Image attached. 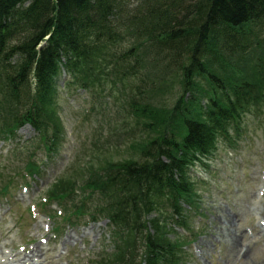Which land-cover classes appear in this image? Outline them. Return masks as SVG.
Masks as SVG:
<instances>
[{
	"label": "trees",
	"instance_id": "16d2710c",
	"mask_svg": "<svg viewBox=\"0 0 264 264\" xmlns=\"http://www.w3.org/2000/svg\"><path fill=\"white\" fill-rule=\"evenodd\" d=\"M102 64L110 80L132 85L144 141L80 186L57 180L45 200L68 218L83 208L107 221L99 264H181L184 245L169 236L185 226L183 203L193 206L190 169L206 166L264 91V0H0V138L28 124L31 148L54 150L59 77L87 87ZM151 72L177 78L171 106L153 102L162 83Z\"/></svg>",
	"mask_w": 264,
	"mask_h": 264
},
{
	"label": "rangeland",
	"instance_id": "374dc122",
	"mask_svg": "<svg viewBox=\"0 0 264 264\" xmlns=\"http://www.w3.org/2000/svg\"><path fill=\"white\" fill-rule=\"evenodd\" d=\"M102 66L87 87L72 83L65 73L59 77L53 116L60 133L54 150L32 149L35 132L28 124L10 138H0V264H16L12 254L36 241L48 257L37 261L43 264H99L108 251L105 220L83 208H75L68 218L59 203L45 200L57 180L77 178L80 186L90 169L135 157L144 141L146 132L130 104L132 85L116 84L106 75L109 68ZM148 77L154 86L162 83L153 102L171 106L178 96L177 78L168 73L158 78V72ZM262 93L259 104L248 107L230 128V140L217 142L206 166L190 169L193 206L183 203L185 226L175 227L169 236L184 245L181 264H264ZM28 162L39 173L29 174ZM4 184L7 188L1 190ZM166 214L162 209L160 215Z\"/></svg>",
	"mask_w": 264,
	"mask_h": 264
},
{
	"label": "bare ground",
	"instance_id": "6f19581e",
	"mask_svg": "<svg viewBox=\"0 0 264 264\" xmlns=\"http://www.w3.org/2000/svg\"><path fill=\"white\" fill-rule=\"evenodd\" d=\"M68 242L70 241V234H66V240ZM45 260L47 259V254L45 252V249L41 247V244L39 242H34L31 246L24 245L21 250L15 251L14 254H12L11 259H14L13 261L16 264H43V262H37L39 259ZM53 260H48L47 263H52Z\"/></svg>",
	"mask_w": 264,
	"mask_h": 264
}]
</instances>
